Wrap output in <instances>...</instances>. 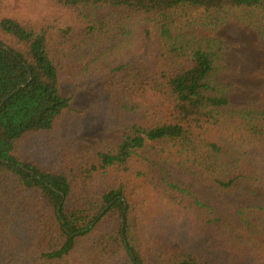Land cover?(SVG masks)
Segmentation results:
<instances>
[{
    "label": "trees",
    "instance_id": "obj_1",
    "mask_svg": "<svg viewBox=\"0 0 264 264\" xmlns=\"http://www.w3.org/2000/svg\"><path fill=\"white\" fill-rule=\"evenodd\" d=\"M52 1L60 16L47 27L0 21L16 45L0 41V264L264 262V109L228 110L222 42L194 33L237 23L264 42V0ZM141 27L145 53L118 63ZM71 59L85 62L77 77L106 79L109 117L124 132L83 151L79 174L70 163L43 169L22 151L72 110L59 88ZM172 172L231 200L185 188ZM180 233L196 246L175 247Z\"/></svg>",
    "mask_w": 264,
    "mask_h": 264
},
{
    "label": "rangeland",
    "instance_id": "obj_2",
    "mask_svg": "<svg viewBox=\"0 0 264 264\" xmlns=\"http://www.w3.org/2000/svg\"><path fill=\"white\" fill-rule=\"evenodd\" d=\"M59 16L60 12L52 0H0V21L13 19L40 29L54 24ZM138 31V43L133 55L125 60L119 59L118 63L134 61L145 53L147 41L144 38L143 27ZM194 33L198 37H212L222 42L225 68L219 74V80L234 87L229 96L228 110L241 108L263 110L264 42L259 40L257 33L237 23H227L214 33L202 29L195 30ZM150 38L152 47H156L157 38L153 29ZM0 41L7 46L16 47L13 39L1 33ZM84 64L85 62L78 63L71 59L64 60L59 66L60 92L70 99L72 110L64 111L59 117L54 133L30 135L22 146V151L29 161L48 171L59 170L70 163L76 174H79L83 151L98 148L102 141L116 142L124 133L118 127L117 121L109 117L108 102L102 91L106 79L99 75L77 77ZM155 146V143L148 142L144 150L152 160L156 159ZM171 174L185 188L203 192L212 199L231 200L227 195L210 190L190 177L177 172ZM134 200L138 199L134 197ZM146 209L149 214L156 213V208L153 206L146 205ZM181 234L173 235L171 238L173 245L179 249L187 246L193 249L197 240L189 235L185 239L179 238ZM254 264H264V262Z\"/></svg>",
    "mask_w": 264,
    "mask_h": 264
}]
</instances>
